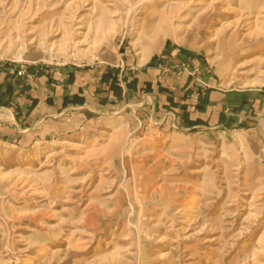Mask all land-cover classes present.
<instances>
[{
  "label": "rangeland",
  "instance_id": "obj_1",
  "mask_svg": "<svg viewBox=\"0 0 264 264\" xmlns=\"http://www.w3.org/2000/svg\"><path fill=\"white\" fill-rule=\"evenodd\" d=\"M2 75L77 83L0 130V264H264L263 131L186 121L166 82L253 115L264 0H0Z\"/></svg>",
  "mask_w": 264,
  "mask_h": 264
},
{
  "label": "crops",
  "instance_id": "obj_2",
  "mask_svg": "<svg viewBox=\"0 0 264 264\" xmlns=\"http://www.w3.org/2000/svg\"><path fill=\"white\" fill-rule=\"evenodd\" d=\"M177 53V52H176ZM174 53V54H176ZM157 74V73H156ZM165 78L162 76L161 82H163ZM41 89L37 88L40 87L36 84L32 85L31 89L29 90H23V94L20 93L19 89L16 87L14 83H8L6 82L10 81V77L8 79H5L3 75L0 78V130L1 132H8V134L13 133H19L20 125H18V121L21 119L26 118V121H29V117H33L34 111L38 106H48L51 107V104L49 103L48 99H54V95H59V90L61 92H64V88H72L73 85H75L77 82H73L74 84H65L64 88L59 87L61 86L60 82H57L55 85L53 82L51 84H48L47 79L44 77L41 78ZM192 80L188 79L186 77H174L170 76L168 78L167 87L169 89V96H175V102L174 106L181 108L182 105H184L185 109V116L186 121L187 120H193L194 122L192 124H199L200 128H207V125L211 124L213 121L219 122V120H226L228 122L229 120H239V121H246L250 125L254 126V130H262L264 134V97L263 99L255 101L254 104H252L254 101L252 99H247L248 94L246 93H240L243 97V100H250L246 103L244 101L243 109L250 108L253 106L254 113L253 115L249 114L246 115L245 112L239 111L241 107L233 106L231 108L236 109L235 112H228L230 109L229 106V100L233 96L232 93L217 89V91L210 92L206 104H200V100H196L193 97L192 90H189L193 87ZM2 82H4L2 84ZM44 82V83H43ZM166 86V85H165ZM10 87V89H9ZM52 88V91H50L48 88ZM9 89V90H8ZM55 92H54V91ZM40 92V93H39ZM65 94L63 93V96ZM180 96V99L177 98V96ZM166 96V95H165ZM183 97V98H182ZM38 99V102L34 103V100ZM62 102V101H60ZM14 103L15 108L18 110L20 109L21 118L18 120V118H14L13 121H11L10 118L6 117L5 111L8 109L5 108L4 105H11ZM247 104V105H246ZM185 105H187L185 107ZM4 107V108H3ZM2 109V110H1ZM2 111V112H1ZM184 112V111H182ZM29 113L28 118L25 117ZM197 120V121H196ZM224 123V122H223Z\"/></svg>",
  "mask_w": 264,
  "mask_h": 264
},
{
  "label": "bare ground",
  "instance_id": "obj_3",
  "mask_svg": "<svg viewBox=\"0 0 264 264\" xmlns=\"http://www.w3.org/2000/svg\"><path fill=\"white\" fill-rule=\"evenodd\" d=\"M109 10H110V9H109ZM108 12H109V11H108ZM102 14L104 15V13H102ZM109 14H110V13H109ZM166 15H167L166 12H165V15H164V14L161 15V19H160V22H161V23H163V22L165 23V22L170 21L169 17L166 16ZM107 17H108V16H107ZM91 20H92V19H91ZM93 20H94V19H93ZM93 20H92V21H93ZM98 20H99V19H98ZM162 21H163V22H162ZM110 22H111V20H110ZM160 22L156 23V25H158ZM170 22H171V21H170ZM111 23H112V22H111ZM101 25H102V21H100V23H99L98 26H97V29H96L97 33H98V31H99ZM108 25L111 26L112 24H111V25L108 24ZM113 25H114V24H113ZM109 26H108V27H109ZM94 27H95V26H94ZM111 27H112V26H111ZM103 29H104V28H103ZM97 33H96V34H97ZM88 34H89V33H88ZM88 34H85V38H86V36H88ZM97 37H98V36H97ZM95 38H96V37H95ZM155 48L158 49L157 46H156ZM160 48H161V47H160ZM160 48H159L158 50H160ZM150 55H151L150 53L146 54V58H145L144 62L148 60V58L150 57ZM9 114H10V113H9ZM186 137H187V136H186Z\"/></svg>",
  "mask_w": 264,
  "mask_h": 264
},
{
  "label": "trees",
  "instance_id": "obj_4",
  "mask_svg": "<svg viewBox=\"0 0 264 264\" xmlns=\"http://www.w3.org/2000/svg\"><path fill=\"white\" fill-rule=\"evenodd\" d=\"M9 89H10V87H9ZM9 89H8V90H9Z\"/></svg>",
  "mask_w": 264,
  "mask_h": 264
}]
</instances>
